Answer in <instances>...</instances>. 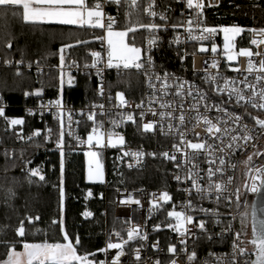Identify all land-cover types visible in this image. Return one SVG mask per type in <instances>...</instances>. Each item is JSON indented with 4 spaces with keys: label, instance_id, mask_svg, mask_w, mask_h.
I'll use <instances>...</instances> for the list:
<instances>
[{
    "label": "snow or ice",
    "instance_id": "snow-or-ice-1",
    "mask_svg": "<svg viewBox=\"0 0 264 264\" xmlns=\"http://www.w3.org/2000/svg\"><path fill=\"white\" fill-rule=\"evenodd\" d=\"M176 3L183 4L187 10V18L178 20L176 23L169 24L168 11H174L171 7L164 11H157L156 0H0V9L11 12L17 16L25 25L41 28L44 26H75L77 29L100 30L101 34L94 37L99 41L106 53V60L101 51L91 50L87 53L90 62L86 59L82 69L81 65L75 60L67 61L66 56L69 49L76 45H88L90 41L79 40L73 43L62 44L58 52L51 55H58L59 63L56 66L59 70L57 95L55 99L43 102L44 86L35 91H25L24 96L35 97L41 100L36 109H27L29 116H36L37 113L41 121L44 120L45 113H50L53 120L58 125V133L55 149L59 154V178L54 185L57 189V213L56 219H52L50 227L56 229L61 239L55 240L48 237L46 232L36 229V222L41 220V216L27 214L18 218V225L14 229L12 240H0V246L5 249L3 257H0V264H125L122 258L128 255L126 248L131 247L132 242L148 241V233L138 225H132L128 221L119 231L109 230L107 239L103 247L95 251H89L85 246L83 238L79 232L67 229V218L65 209V164H66V135L73 138L79 145L86 144L88 150L84 152L87 162L86 179L89 182L104 183V165L102 154L108 149L121 151L122 156H117L116 161L123 160L124 157H132L137 163L146 154L153 158H162L174 164L179 172H173V179L178 185V192L187 196L186 202L181 204L180 211H167L166 218H171L175 223L168 222L166 226L178 236V250L176 243H169L167 252L170 254L167 264H178L181 254L186 257V264H264V218H258L257 213L264 214V201L257 206L251 203V239L248 240L246 218L249 215L247 209L249 205L244 202L245 211L240 212V229L235 230L233 222L237 219L232 211L222 213L220 211L221 202L229 209L239 210L241 208L242 197L247 192L259 194L264 189V166H255L254 157L264 156V150L257 149L255 141L259 135H264V118L253 115L249 109L264 111V26L262 27H242L237 24L209 26L205 19V9L218 8L220 0H175ZM106 7H114L117 15L107 14ZM239 7V6H237ZM253 7H264L260 0ZM150 19L144 22L143 16ZM124 17L123 29L117 31L121 26L118 17ZM135 17V19H133ZM158 17L159 22L156 18ZM181 17H185V11L181 10ZM169 27L177 32L169 45H180L186 41L199 43V48L192 53L186 50L181 54L177 49V57L181 62L188 55L193 57L196 52L207 53L211 51L213 58L210 65L204 69L203 75L193 70V75L201 81L197 84L194 80L190 81L182 76L163 69L162 72L156 71L153 57V48L158 46V33L163 30L168 31ZM183 28L186 37L182 39L178 30ZM139 29H144L148 33L147 46L142 48L135 44L134 38ZM243 33H248L250 45L256 47H240L237 49V37ZM129 34H132L129 39ZM219 34H223L222 54L227 62L236 61L239 57L247 58L246 73H241L239 68H231L237 73L236 77L225 78L218 69L220 61L217 58L220 50L216 43ZM204 42H209L210 47ZM12 41L6 44L7 49H12ZM258 58V62L253 58ZM6 65H12V60H5ZM15 75L21 76V66L24 60L21 58L15 61ZM37 71L42 74L39 60L35 61ZM33 64L26 65L31 69ZM71 68L77 71H84L88 79L92 78L93 70L98 78L96 88L93 89L97 95H105L106 70L115 69L118 73L136 70L144 76V86L147 89L145 98L135 105L139 109L138 118L131 112L128 114L118 113L119 119H111V128H105V121L98 120V114L107 116L103 104L90 103L88 111L79 110V115L86 117L85 120H74V110L67 107L64 99V85H72L75 77L71 75ZM209 69H217L215 73ZM67 76V80L65 77ZM242 76V78H240ZM249 76L253 79H249ZM207 84L208 89L203 85ZM214 86V87H213ZM172 97V99H169ZM111 100V97H108ZM115 99L119 102L114 105L122 108L127 105L123 92H117ZM147 104V107H145ZM158 105V108L156 107ZM99 109V113L97 112ZM194 114V115H193ZM151 117L144 122L146 117ZM0 119L7 125L5 131L15 130V126L25 125L23 118H10L6 113V103L0 95ZM248 120L253 123L249 127ZM195 122L196 125H203L205 135L201 137L199 133L197 142L188 139V124ZM91 122V124H89ZM127 122L136 124L137 129L142 133L153 135H163L172 137L171 151L145 153L137 150L126 151L124 146L126 140L124 135L114 131ZM83 123L87 132L86 139H81L75 135L73 124L79 126ZM88 128L91 130L88 131ZM259 130V131H258ZM44 141L52 140L53 129L47 123L44 127ZM23 129L19 132L14 131L18 141H32L34 138L41 137L42 130L35 129L30 135L24 136ZM251 146L253 151L247 155L243 163L246 165L247 176L239 185L235 184V178L227 175L229 169L235 170L236 164L231 163V157L238 152H243ZM39 147V145H37ZM71 150V145H68ZM2 155L5 160L19 159L20 171L26 174L28 182L34 183V177H38L39 182L47 183L43 170L39 167L30 168L31 159L25 160L23 152L19 157L14 151L4 149ZM115 163V161H114ZM201 165L206 167L202 168ZM129 164L128 167H132ZM7 171V169H6ZM203 173V175H202ZM226 176V179H225ZM193 194L198 197L197 203L208 200L214 206L206 208L197 206L193 203ZM15 191L8 189V199L15 198ZM93 192L88 191L87 197H92ZM153 199L150 201L153 209L159 207L157 200L163 204L173 201V196L168 191H163L157 197L152 193ZM104 198L103 193L100 199ZM121 204L139 205V200H134L131 195L126 200L120 201ZM151 211V209H150ZM191 213V214H190ZM84 221H89L93 217V212L85 210L80 213ZM230 217V219H224ZM190 226V227H189ZM161 225L153 227V231H159ZM220 231L216 232L215 229ZM35 229V232L31 231ZM122 233H126V238ZM40 234L43 239L40 241H30L28 237ZM117 237V241H112V236ZM206 239L212 243H224L229 251L224 254H217L209 251L206 258L201 261L195 249L196 241ZM193 240V249L189 251L188 240ZM51 240V242H50ZM251 245V249L248 245ZM145 244L132 249V256L135 264H141V255ZM155 251H162L159 241L151 244ZM20 249V250H18ZM83 250V251H81ZM111 250H115L112 254ZM98 253L103 254V258H98ZM254 256V259L251 257ZM151 259V257H149ZM153 264H162L159 258Z\"/></svg>",
    "mask_w": 264,
    "mask_h": 264
},
{
    "label": "built area",
    "instance_id": "built-area-1",
    "mask_svg": "<svg viewBox=\"0 0 264 264\" xmlns=\"http://www.w3.org/2000/svg\"><path fill=\"white\" fill-rule=\"evenodd\" d=\"M142 3L146 4V0H142ZM264 3V0H263ZM156 6L157 11H164L167 8L171 7L174 9V11H168L167 15L169 17V24L176 23L178 20L186 19L187 18V10L185 9V6L180 3H176L175 0H156ZM262 17L260 25L258 26H252V27H262L264 26V7H262ZM181 10L185 11V17H181ZM107 14L110 15H117L115 8L113 7H106L105 9ZM215 13L214 9H205V19L206 23L209 26H217V25H224V24H218L216 22H213L211 17ZM145 22H148L150 19L146 15H144ZM157 22H159L158 17L156 18ZM235 24V23H232ZM228 24V25H232ZM227 26V25H225ZM240 26V25H239ZM244 27V26H242ZM116 29L121 30L119 27ZM89 39L88 41H91L94 43L91 50H97L101 51L102 55H104V58L106 60V53L104 52V49L101 47L99 41L95 40L94 37L97 35H100V30H91L89 29ZM179 34L181 35L182 39H185L186 33L183 28H180L178 30ZM177 35V32H174L170 27L167 32L161 30L158 33L159 40H158V46L153 48V57L156 65V71L162 72L163 69L168 70L169 72L175 73L177 76H182L185 79H188L190 81H195L197 84H200L201 81L197 79L193 75V70L203 75L204 69L210 65L211 60L213 58V54L211 51L207 53H199L196 52V55L193 57L192 55H188L183 62L179 60L177 57V49L181 51V54L186 50L188 53H192L194 50L199 48V43L197 42H191L186 41L180 44V45H169V41L174 38V36ZM135 36L140 37V43L136 44L138 47H146L147 46V40H148V33L144 29H139L137 31V34ZM250 36L248 33H243L241 37H237V49L240 47H252V50L255 52L257 49L255 46H251ZM206 46L210 47L209 42H204ZM216 43L218 45V49L220 50L219 55L217 58L220 61V67L219 71L223 73L225 78H232L236 77L237 73L233 72L231 68H239L241 73H246L247 68V58L245 57H239L236 61L233 62H227L222 54V48H223V34H219L216 38ZM264 48V46H261ZM59 49V48H58ZM72 49L68 50V54L66 56V62L71 61L75 59L80 65L81 69L85 61L76 59L72 55ZM254 60L258 62V58L254 57ZM205 60L208 61V65L205 64ZM12 65H6V67H14L16 71V65L15 61L12 60ZM35 61H24V66H21V71H25L28 73H31L35 77L41 75L40 72L37 71ZM32 63L33 66L31 69H28L26 65L28 63ZM88 62H90V58L88 57ZM59 63V58L57 61H54L53 63H40V67L42 69V74H48L51 72H55L57 75H59V70L56 67ZM163 66V69L161 68ZM66 71H70L71 75L75 77L74 83L70 86L67 84V82L64 85V89L67 88H74L76 85H78L80 80H84V83H91L93 89L96 88V85L98 83V78L94 74L91 79H88L84 71H77L76 68H71ZM209 71L215 73L217 69H209ZM126 76V75H134L136 76L140 81L138 82L137 86V80L129 81L125 85L126 87L133 91L135 94V98H129L123 90L119 89L118 86L122 83L119 82L116 78L120 76ZM105 77V95L103 97L97 95L95 91H87L83 92V95L78 99L68 98L65 97L64 93V99L67 102V107L74 110L73 119L74 120H85L86 117L79 115V110L84 109L86 112L89 110L88 105L90 103L93 104H103L104 110L108 113L107 116H101L98 114L97 119L98 120H104L105 121V128H111V119H119L118 113L128 114L131 112L134 116H137L139 109L135 108V105L140 103L142 98H145L147 89L144 86V76L141 73H138L136 70L131 71H124L121 73H118L115 69L106 70L104 73ZM242 78V76L240 77ZM249 79H253V77L249 76ZM65 80H67V76L65 77ZM204 89H208V85H203ZM214 87V86H213ZM117 92H123L125 95V99L128 101L127 105L122 108H116L114 105H117L119 102L115 99ZM57 95V87L52 91L51 95L43 96V102H47L50 99H55ZM111 97V100L108 99V97ZM169 99H172V97H169ZM4 102L6 103V109L11 107L10 102L3 97ZM41 103V100L35 98L31 99L30 102H26L24 105H22V115L16 116V115H9L10 118H23L25 121L31 120L34 124V127H32L30 130L25 131L24 127L26 125L22 126H15L16 132L21 131L23 129V135L26 137L31 134V132L35 129H41L42 135H44V127L45 123H47L50 127H52L53 130L58 133V125L53 120L52 115L50 113H45L44 120L41 121L39 114L37 113L36 116H29L27 114V109H36L37 106ZM145 107H147V104H145ZM158 108V105L156 106ZM249 111L252 112L253 115L259 116V118H264V111H258L249 109ZM97 112L99 113V109H97ZM194 115V114H193ZM151 117H146L144 122H147L148 119ZM4 121V120H3ZM5 123V122H4ZM194 121L192 123L188 124V139H191L193 142L198 141V137L195 135L196 133H199L201 137L205 135V130L203 125H194ZM249 127L253 126V123L251 120H248ZM91 124V122H89ZM7 127V125H6ZM73 129L75 132V135L79 136L81 139H86L87 132L85 131V127L83 123L81 125L77 126L73 124ZM13 130V129H9ZM91 129L88 128V131ZM114 131L120 133L121 135H124L126 144L124 146V150L126 151H144L145 153H151L153 151L162 152V151H171V143H172V137H164L163 135H153L151 133L144 134L141 130L137 129L136 124H133L131 122H127L124 125H122L119 128H115ZM259 131V130H258ZM55 141V139H53ZM52 140V141H53ZM19 143H27L28 141H18ZM253 143L256 144L257 149L264 150V135H259L258 138L253 141ZM68 145H71V150L68 149ZM47 147V146H44ZM51 150H55V143L53 142L52 145L48 146ZM88 150V147L86 144L79 145L73 138L67 137L66 135V152H75L79 153L84 158V165L85 169L87 168V162L86 158L84 156V152ZM253 151L252 147L249 146L247 150L243 152H238L236 155L231 157V163L236 164V169L232 170L229 169L226 173L227 175H232L235 178V184L239 185L243 182V180L247 176V169L246 165L243 163V161L246 159L247 155L251 154ZM122 152L118 151L116 149H108L107 151L103 152L102 154V163L104 165V183L101 184V189L98 193V198L100 199V194L103 193L104 198L101 200L103 202V208H102V214L106 215L108 211L110 210L112 214V220L115 223L114 226H109L107 221L105 220L104 224V244L107 239L106 233L115 228V230L119 231L122 226H124V222L128 221L132 225H138L140 226L144 231L148 233V241H136L131 243V247L126 248V252L128 255L122 258V261L125 262V264H135L134 257L132 256V249L139 246V244L143 243L145 244V248L142 250L141 255L143 257V260L141 264H153V261L156 258H159L162 261V264H167L168 259L170 258V254L167 252V246L169 243H176L178 250L181 247L178 244V236L169 229L166 224L168 222L175 223L174 220H171V218H166L167 211L173 210V207H175V210L180 211L181 204L186 202L187 196L184 193L178 192V188L182 187L184 185H178L177 182L173 179V172H179L178 169L174 167V164L162 159L167 164V182L164 186L161 187H139L135 189H130L124 185V181L126 180V173L131 171H143L147 168L150 161L153 159L150 155H145L144 157L140 158V162L137 163L136 159L132 157H124L123 160L116 161L117 156H122ZM115 161V163H114ZM129 164H132L133 166L130 168L128 167ZM253 164L255 166H264V156L260 157H254ZM202 168L206 167L205 165H201ZM203 175V173H202ZM225 176V179H226ZM163 191H168L170 195L173 196V201L169 204H163V202L158 201L159 207L153 209L152 204L150 201L153 199L152 193H156L157 197L159 194ZM131 195V197L134 200H139L140 204H121L120 201L126 200L127 197ZM256 194H253L251 192H247L244 197H242L241 202V208L239 210L235 209H229L224 206L223 201L221 202L220 211L222 213H227L229 211H232L234 215H236L237 219L233 222L234 229L239 230L240 229V212L245 211L243 204L245 201L249 203L254 199ZM193 203L197 204V206H203L206 208L213 207L214 205L208 201L204 200L199 203L198 197L193 194ZM151 209V211H150ZM191 214V213H190ZM224 219H230V217H224ZM161 225V228L159 231H153V227L155 225ZM190 227V226H189ZM246 228H247V237L246 239H251L250 234V228H249V221L246 218ZM216 232H219L220 229L216 228ZM126 238V233H122ZM112 241L116 242L117 237L115 235L112 236ZM156 241H159V246L162 251H155L151 248V244H154ZM104 246V245H103ZM193 240H188V249L191 251L193 249ZM248 247L251 249V245L249 244ZM195 249L198 253V256L201 261H203L206 258V254L209 251L215 252L217 254H224L229 251V248L224 243H212L208 242L206 239H201L196 241ZM111 253L114 254L115 250H111ZM101 255V259L103 258V254ZM151 257V259H149ZM254 259V256L251 257ZM178 264H186V257L181 254L178 259Z\"/></svg>",
    "mask_w": 264,
    "mask_h": 264
},
{
    "label": "trees",
    "instance_id": "trees-1",
    "mask_svg": "<svg viewBox=\"0 0 264 264\" xmlns=\"http://www.w3.org/2000/svg\"><path fill=\"white\" fill-rule=\"evenodd\" d=\"M257 0H220V5L215 8L211 19L218 24L235 23L244 27L258 26L261 22L262 7L256 8L253 5ZM263 3V0H260ZM239 6V7H237ZM113 8V7H112ZM121 21V30L125 23L124 17H118ZM135 19V17H133ZM143 20L145 22L144 16ZM89 29H77L75 26H44L41 28L25 25L17 16L11 12L0 9V95L7 99L11 107L6 109L9 115H22V105L30 102L35 97H25V91H34L44 86V95H51L58 85V75L55 72L41 74L37 77L31 73L23 72V75H15L14 67H6L4 61L39 60L40 63H53L57 61L58 55L51 53L58 52V46L64 43H75L77 39L88 40ZM132 34H129L131 39ZM12 41V49H7V42ZM135 44L140 43V37L135 36ZM90 41L88 45H76L71 51L76 59L88 60L87 53L93 47ZM122 84L118 86L129 98H135L133 91L126 87L129 81H140L134 75L120 76L116 78ZM92 91L91 83H84L80 80L74 88H65L64 95L68 98L78 99L83 92ZM34 127L31 120L26 121L25 131ZM6 124L0 119V240H12L14 229L18 225V218L23 215H40L41 220L36 222L35 228L41 229L48 234L49 238L60 240L61 236L55 228L50 227L52 219H56L58 193L56 185L59 178V154L51 150L57 133L53 130L52 140L44 141V135L34 138L27 143L17 142L14 131H5ZM39 145V147H37ZM47 146V147H44ZM14 151L19 157L23 152L25 160L31 159L30 168L39 167L46 176L47 183L39 182L34 177V183H29L24 172L20 171L22 163L18 158L5 160L2 155L4 149ZM65 164V209L67 218V229L79 232L85 246L89 251L103 247L104 245V224L105 220L109 226H114L110 210L106 215L102 214L103 202L98 198L101 184H91L85 179L84 158L75 152H66ZM7 169V171H6ZM167 164L160 158H153L143 171H131L126 173L124 185L130 189L139 187H161L167 182ZM8 189L16 193L14 199H8ZM91 190L93 196L86 199V193ZM85 210L93 212L89 221H84L80 213ZM31 231L35 232V229ZM30 241H40L43 237L40 234L29 236ZM51 242V240H50ZM20 250V249H18ZM83 251V250H81ZM5 249L0 246V257H3ZM98 258L101 255L98 253Z\"/></svg>",
    "mask_w": 264,
    "mask_h": 264
},
{
    "label": "water",
    "instance_id": "water-1",
    "mask_svg": "<svg viewBox=\"0 0 264 264\" xmlns=\"http://www.w3.org/2000/svg\"><path fill=\"white\" fill-rule=\"evenodd\" d=\"M257 203V206L260 205L262 201H264V189H261V192L259 194H256L254 197V200ZM251 213V210H250ZM258 218H264V214L257 213ZM249 228H250V234H251V228H252V219H251V214L249 215Z\"/></svg>",
    "mask_w": 264,
    "mask_h": 264
},
{
    "label": "rangeland",
    "instance_id": "rangeland-1",
    "mask_svg": "<svg viewBox=\"0 0 264 264\" xmlns=\"http://www.w3.org/2000/svg\"><path fill=\"white\" fill-rule=\"evenodd\" d=\"M73 44H75V43H73ZM61 46V45H60ZM60 46H58V48L60 47ZM35 91V90H34ZM86 170H87V168L85 169V179H86ZM86 181H87V179H86ZM88 183H91V184H102V183H98V182H89V181H87ZM88 193V192H87ZM87 193H86V197H87ZM90 197H88V198H86V199H89ZM254 200V199H253ZM253 200L252 201H250L249 203H248V205H249V208L247 209V211L249 212V215H250V210H251V203L253 202ZM249 215H248V217H247V220L249 221Z\"/></svg>",
    "mask_w": 264,
    "mask_h": 264
},
{
    "label": "crops",
    "instance_id": "crops-1",
    "mask_svg": "<svg viewBox=\"0 0 264 264\" xmlns=\"http://www.w3.org/2000/svg\"><path fill=\"white\" fill-rule=\"evenodd\" d=\"M117 31H119L118 29H116Z\"/></svg>",
    "mask_w": 264,
    "mask_h": 264
}]
</instances>
